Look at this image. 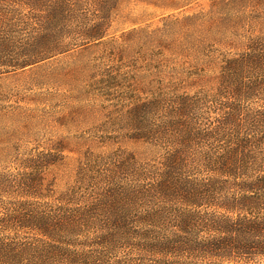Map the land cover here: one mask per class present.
<instances>
[{
  "label": "trees",
  "instance_id": "obj_1",
  "mask_svg": "<svg viewBox=\"0 0 264 264\" xmlns=\"http://www.w3.org/2000/svg\"><path fill=\"white\" fill-rule=\"evenodd\" d=\"M117 1L0 0V72L99 42ZM234 4L202 17L237 40L208 57L200 90L177 78L120 92L133 149L89 153L59 191L64 148L8 156L0 264H264V14L245 12L264 2L221 3Z\"/></svg>",
  "mask_w": 264,
  "mask_h": 264
},
{
  "label": "rangeland",
  "instance_id": "obj_2",
  "mask_svg": "<svg viewBox=\"0 0 264 264\" xmlns=\"http://www.w3.org/2000/svg\"><path fill=\"white\" fill-rule=\"evenodd\" d=\"M223 1L118 0L99 42L80 43L38 63L0 72V165L26 148L46 152L61 146L66 158L53 167L59 191L72 182L78 162H86L89 153L133 149L124 131L125 114L117 113L129 105L120 94L138 89L145 96L162 82L165 88L173 86L177 78L186 80L191 93L200 90L196 74L214 73L208 57L237 40L221 24L202 27L203 15L211 17L214 6L226 16L239 9L238 4L221 5ZM245 12L264 14L262 7ZM114 67L120 73L118 87L107 80Z\"/></svg>",
  "mask_w": 264,
  "mask_h": 264
}]
</instances>
